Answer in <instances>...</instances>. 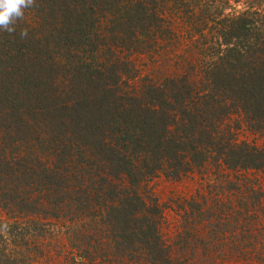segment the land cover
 <instances>
[{"label": "trees", "instance_id": "16d2710c", "mask_svg": "<svg viewBox=\"0 0 264 264\" xmlns=\"http://www.w3.org/2000/svg\"><path fill=\"white\" fill-rule=\"evenodd\" d=\"M149 3L0 0V204L33 214L69 200L115 256L169 264L157 205L136 189L159 173L180 178L209 154L229 169L263 167L264 147L235 144L220 126L238 114L264 131V15L222 20L201 81L166 78L128 94L127 64L98 56L163 32ZM0 264L15 259L0 250Z\"/></svg>", "mask_w": 264, "mask_h": 264}, {"label": "rangeland", "instance_id": "374dc122", "mask_svg": "<svg viewBox=\"0 0 264 264\" xmlns=\"http://www.w3.org/2000/svg\"><path fill=\"white\" fill-rule=\"evenodd\" d=\"M153 7L163 20L161 34L143 36L146 43L138 41L137 51L112 46L98 56L127 64L122 92L128 94L166 78L201 81L216 55L222 20L245 10L264 15V0H154ZM220 130L235 144L264 147V131L250 130L238 114L225 118ZM136 191L157 205L158 235L169 264H264V165L229 169L209 154L180 178L159 173ZM44 204L33 214L0 204V250L15 264H148L115 256L105 247L102 229L71 201L57 208Z\"/></svg>", "mask_w": 264, "mask_h": 264}]
</instances>
